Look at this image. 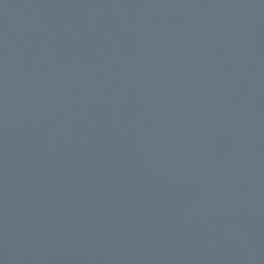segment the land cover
<instances>
[{
    "label": "water",
    "instance_id": "water-1",
    "mask_svg": "<svg viewBox=\"0 0 264 264\" xmlns=\"http://www.w3.org/2000/svg\"><path fill=\"white\" fill-rule=\"evenodd\" d=\"M0 264H264V0H0Z\"/></svg>",
    "mask_w": 264,
    "mask_h": 264
}]
</instances>
